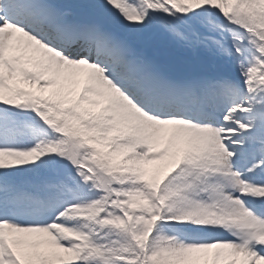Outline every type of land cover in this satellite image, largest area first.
Masks as SVG:
<instances>
[{"label": "snow or ice", "instance_id": "1", "mask_svg": "<svg viewBox=\"0 0 264 264\" xmlns=\"http://www.w3.org/2000/svg\"><path fill=\"white\" fill-rule=\"evenodd\" d=\"M0 264H264V0H0Z\"/></svg>", "mask_w": 264, "mask_h": 264}]
</instances>
